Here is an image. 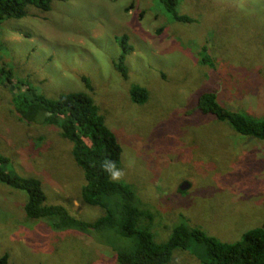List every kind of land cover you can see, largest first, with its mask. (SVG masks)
I'll list each match as a JSON object with an SVG mask.
<instances>
[{"label": "rangeland", "instance_id": "obj_1", "mask_svg": "<svg viewBox=\"0 0 264 264\" xmlns=\"http://www.w3.org/2000/svg\"><path fill=\"white\" fill-rule=\"evenodd\" d=\"M177 11L194 22L173 20L161 0H55L48 12L29 7L24 18L0 21V154L9 170L42 181L47 203L97 219L103 209L81 200L73 144L58 126L21 121L12 102L20 84L52 98L89 92L123 148L120 181L157 213L155 240L188 223L234 243L264 227V140L197 105L213 91L226 107L264 118V0H180ZM123 34L133 48L127 78L116 68ZM135 85L148 90L146 103L133 102ZM27 198L0 182V257L9 264H116L115 248L132 245L29 219ZM204 254L195 243L168 264H203Z\"/></svg>", "mask_w": 264, "mask_h": 264}, {"label": "trees", "instance_id": "obj_2", "mask_svg": "<svg viewBox=\"0 0 264 264\" xmlns=\"http://www.w3.org/2000/svg\"><path fill=\"white\" fill-rule=\"evenodd\" d=\"M54 1L0 0V21L24 18L29 7L48 12ZM161 2L173 20L194 22L189 15L177 11L180 0ZM120 39L123 53L116 68L127 78L129 68L125 60L133 48L129 45L127 34H123ZM202 54L205 55L202 62L209 63L211 60L206 55L207 47L203 48ZM11 78L12 75H9V83H13ZM86 83L88 89L92 90L88 79ZM18 89L12 102L19 119L29 124H49L61 129L62 137L73 144L74 159L84 172L86 182L81 188V200L104 211L91 222L74 215L64 205L47 203L48 196L42 181L9 170L11 159L0 154V182L27 193L24 212L29 219H46L55 230L73 229L82 234L95 235L100 240L104 233L131 239L130 247L115 248L116 264H168L176 249L187 250L195 243L205 248V254L201 257L203 264H264V227L247 231L237 242L225 243L208 235L200 227L181 223L174 227L168 240L157 242L151 232L157 218L155 210L142 202L130 184L112 181L101 167L105 159H110L121 168L123 148L100 113L93 96L80 91L61 93L52 98L38 93L32 87L23 89L21 84ZM130 93L137 104H144L149 98L148 90L140 85L133 86ZM197 109L204 116L228 123L245 137L264 140V118L257 119L226 107L219 101L216 92L200 94ZM0 264H9L8 254L0 257Z\"/></svg>", "mask_w": 264, "mask_h": 264}, {"label": "clouds", "instance_id": "obj_3", "mask_svg": "<svg viewBox=\"0 0 264 264\" xmlns=\"http://www.w3.org/2000/svg\"><path fill=\"white\" fill-rule=\"evenodd\" d=\"M101 167L112 181H120L124 175L123 171L110 159H105Z\"/></svg>", "mask_w": 264, "mask_h": 264}, {"label": "water", "instance_id": "obj_4", "mask_svg": "<svg viewBox=\"0 0 264 264\" xmlns=\"http://www.w3.org/2000/svg\"><path fill=\"white\" fill-rule=\"evenodd\" d=\"M189 186H190V184H189L188 182H185V183H183V185L181 186V189H182V190H185V189H187Z\"/></svg>", "mask_w": 264, "mask_h": 264}]
</instances>
